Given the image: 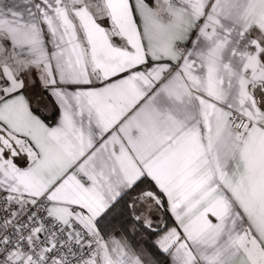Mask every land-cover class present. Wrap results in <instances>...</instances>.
<instances>
[{"label":"snow or ice","instance_id":"1","mask_svg":"<svg viewBox=\"0 0 264 264\" xmlns=\"http://www.w3.org/2000/svg\"><path fill=\"white\" fill-rule=\"evenodd\" d=\"M0 264H264V0H0Z\"/></svg>","mask_w":264,"mask_h":264}]
</instances>
